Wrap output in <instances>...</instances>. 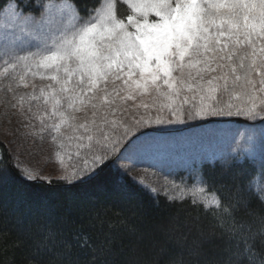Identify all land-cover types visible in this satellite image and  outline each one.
<instances>
[{
	"label": "snow or ice",
	"instance_id": "6c2138e0",
	"mask_svg": "<svg viewBox=\"0 0 264 264\" xmlns=\"http://www.w3.org/2000/svg\"><path fill=\"white\" fill-rule=\"evenodd\" d=\"M125 3L131 10L126 18L117 16L115 0H6L0 6V75L13 70L25 87L28 76L51 81L41 89L48 107L39 116V128L34 114L25 115L15 130L22 140L18 147L35 146L46 134L63 149L61 128L68 125L78 133L69 139L85 150L75 153L77 163L61 183L86 185L112 165L126 175L125 163H139V142L148 136L140 130L152 125L208 116L264 120V0ZM137 97L150 98L136 105L144 113L131 115L130 123L114 118L127 113L121 105ZM88 106L91 121L71 123L75 117L69 113ZM238 159L213 163L220 165L218 180L199 169L181 178L189 189L209 191L212 199L193 197L189 203L212 223L207 230L197 228L191 243L168 264H264V155L260 172H237L232 161ZM18 161L9 153L5 162L0 153V184L8 183L13 168L26 181L42 179ZM89 251L95 253L91 264H97L108 249L97 248L82 231L49 228L32 259L34 264H80Z\"/></svg>",
	"mask_w": 264,
	"mask_h": 264
},
{
	"label": "trees",
	"instance_id": "16d2710c",
	"mask_svg": "<svg viewBox=\"0 0 264 264\" xmlns=\"http://www.w3.org/2000/svg\"><path fill=\"white\" fill-rule=\"evenodd\" d=\"M5 2L0 0V6ZM123 9L118 1L120 18L127 16ZM0 147L7 162L8 153ZM214 162L197 168L210 180L219 178L220 165L213 167ZM232 162L237 172L249 168L260 172L251 158ZM185 174L179 173L180 177ZM60 180L51 179V184L43 179L26 181L13 168L8 183L0 184V264H34L32 257L49 228L90 235L97 248L108 249L97 264L99 260L105 264H168L182 246L191 243L197 228L207 230L212 223L211 216L189 203L191 197L172 198L183 203H170L168 196L151 193L131 176L120 174L115 165L86 185ZM94 256L89 251L80 257V264H91Z\"/></svg>",
	"mask_w": 264,
	"mask_h": 264
},
{
	"label": "rangeland",
	"instance_id": "374dc122",
	"mask_svg": "<svg viewBox=\"0 0 264 264\" xmlns=\"http://www.w3.org/2000/svg\"><path fill=\"white\" fill-rule=\"evenodd\" d=\"M118 1L127 8L122 10L123 13L131 14L125 0H115L117 16L122 14L117 10ZM153 19L155 18L149 17L150 21ZM2 70L3 62L0 61V71ZM25 83L27 87L20 83L13 70L6 75H0V145L5 148L8 155L11 153L13 156H19L20 167L29 169L34 176L42 177L43 180L61 179L73 171V164L77 163L75 153L80 151L81 155H84L85 150L77 148L78 140L69 139L78 133H74L68 125L61 128V139L65 144L63 149H58L46 134L44 140L38 139L35 146L29 147L25 143L22 149L18 147L22 140L15 130L21 125L25 115L33 114L35 115L33 123L39 128V116L44 115L48 107L44 104L41 89L47 90L51 81L40 79L39 76L35 78L28 76ZM111 87L113 85L110 83L109 88ZM32 95L40 98L30 100ZM142 99L150 102V98L147 97L130 99L121 105V109L126 108L127 113L117 112L114 118L124 119L130 123L131 115L144 113L143 108L136 106ZM233 102L240 103L234 97ZM29 107L32 109L31 113L27 111ZM91 112L90 106L83 111L70 112L69 115L75 117L71 123L78 125L90 122ZM152 114L155 115V112ZM45 122H51L47 116ZM140 131L147 132L148 136L142 137L139 142V163L135 166L125 163V167L129 168L126 175L131 176L143 187L147 186L145 188L149 191L156 189L155 193L152 191L151 193L166 192V196L170 198L180 199L189 196L197 201L212 199L206 190L201 192L198 188L189 189L185 183L180 182L181 178L186 179L189 172L197 169L202 163L229 157L251 158L260 168L261 156L264 155V120L259 118L252 121L235 115L208 116L186 120L184 123L152 125ZM136 134L139 135V132ZM1 151L0 147V153ZM61 159L64 160L63 164L60 163ZM115 167L119 170L117 165ZM181 172L186 174L180 177Z\"/></svg>",
	"mask_w": 264,
	"mask_h": 264
}]
</instances>
